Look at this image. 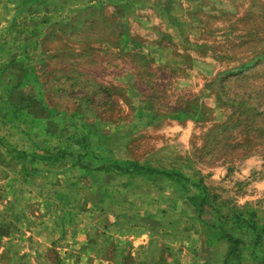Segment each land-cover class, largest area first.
<instances>
[{"label": "rangeland", "instance_id": "obj_1", "mask_svg": "<svg viewBox=\"0 0 264 264\" xmlns=\"http://www.w3.org/2000/svg\"><path fill=\"white\" fill-rule=\"evenodd\" d=\"M57 1L38 14L41 0H0V264L264 259V0H223L220 32L217 13L190 22L204 24L190 38L200 63L137 102L111 84L115 59L152 48L121 39H156L120 0ZM27 63L30 90L50 92L46 134L8 110L11 68Z\"/></svg>", "mask_w": 264, "mask_h": 264}, {"label": "crops", "instance_id": "obj_2", "mask_svg": "<svg viewBox=\"0 0 264 264\" xmlns=\"http://www.w3.org/2000/svg\"><path fill=\"white\" fill-rule=\"evenodd\" d=\"M41 1L42 3H39L36 9L39 12L38 14L45 13L49 8L53 9V6H60V1L57 0L53 2L50 0ZM136 1H138V3ZM222 4L223 0H120L118 11H121V13L125 14L127 17L136 19L138 28L145 33L151 34L153 38L156 39V42L149 43L146 41H135L134 39L133 41L121 39V46L124 47V52L127 51L125 48L126 46L134 48L136 46L143 47V45H146L152 49L148 48L147 50L144 49L143 51H139L137 55L133 56V60L128 56V65L125 64V66H121V57H123V55H117V58L115 59V63H117L115 65L117 68L113 71L114 74L111 84L115 87L128 86L130 92L134 95V101L137 102L139 101L137 95L141 93L138 87L147 86L149 84L163 87V85L167 86L166 82L168 81V77H184V74H186L185 78L189 77L190 71L186 68L189 69L191 63H200V61L195 58L190 59V45L196 43L191 42L190 38L201 39L204 37L203 34L199 33V31L204 32V24H199L197 20L196 25L190 26V22L198 19V16L203 20V15H209L211 13L214 15L215 22L217 13V15H219V18L217 19L218 30L220 32ZM167 6H171V9ZM249 6L253 8L252 3H250ZM200 26H202V28H200ZM213 28L216 29V27ZM191 29L194 32H192L193 34L191 33ZM160 46H165L166 48H164V50L158 49ZM178 47L182 48L183 51L175 50ZM168 49L171 53L167 52ZM159 51H161V53ZM123 54L125 55L126 53ZM138 55L142 58L141 62L144 63V66L141 65L139 67V62L137 61ZM100 59V69H97V72H101V74L104 75L105 68L111 60L104 52L101 53ZM212 59L214 62L216 61L214 55ZM37 60L38 62L40 61V56H38ZM146 63L148 65L153 64L156 68L158 66L156 75L155 73L152 74V72L146 68ZM168 63H170L171 66H168ZM176 65H180L181 68L172 69L173 67H176ZM183 65L185 66V71ZM9 68L5 70L4 78L9 75V73L7 74ZM29 69V63L24 67L18 66L17 71L19 70L21 72V75H18L19 71L16 73L15 69H13V67L11 68V71L19 77V80L15 83L14 81L9 83L11 88L8 96V110L13 114H20L24 117L21 124L24 129L31 127V129L38 134L39 132L46 134L47 130H50L49 128L55 124L51 121V111H49L50 107L46 98V94H50V92L46 89L42 90L40 86L35 93L30 90L26 84V80H23L25 75H28ZM217 73L219 74L220 71L217 70ZM97 75L98 73H96V77ZM5 83L7 84L8 80H6ZM106 84L107 86H110V82ZM2 93L4 94L6 91H2ZM53 93L55 95L65 94L62 90L56 88H54ZM70 120V118L64 117L63 115L59 117L58 123L63 124L61 125V128L63 127L61 132L67 128L66 126H69ZM28 128L26 130L29 132L30 128ZM51 133L60 134V129L53 130ZM23 136L25 135L23 134ZM253 262L255 264H264V259H253Z\"/></svg>", "mask_w": 264, "mask_h": 264}]
</instances>
